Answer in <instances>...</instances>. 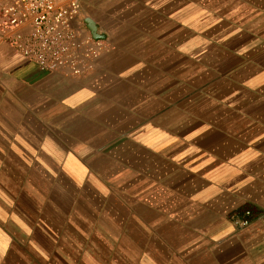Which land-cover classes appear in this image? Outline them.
Masks as SVG:
<instances>
[{"label":"crops","instance_id":"crops-1","mask_svg":"<svg viewBox=\"0 0 264 264\" xmlns=\"http://www.w3.org/2000/svg\"><path fill=\"white\" fill-rule=\"evenodd\" d=\"M80 18L86 74L0 41V264H264V0Z\"/></svg>","mask_w":264,"mask_h":264},{"label":"built area","instance_id":"built-area-1","mask_svg":"<svg viewBox=\"0 0 264 264\" xmlns=\"http://www.w3.org/2000/svg\"><path fill=\"white\" fill-rule=\"evenodd\" d=\"M80 16L81 0H0V41L42 71L86 74L106 43Z\"/></svg>","mask_w":264,"mask_h":264},{"label":"water","instance_id":"water-1","mask_svg":"<svg viewBox=\"0 0 264 264\" xmlns=\"http://www.w3.org/2000/svg\"><path fill=\"white\" fill-rule=\"evenodd\" d=\"M86 23H87L88 30L91 32L94 38L103 39V35L97 32V27L92 22L86 21Z\"/></svg>","mask_w":264,"mask_h":264}]
</instances>
